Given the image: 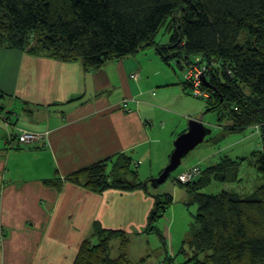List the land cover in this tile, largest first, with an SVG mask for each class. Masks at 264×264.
<instances>
[{
    "label": "crops",
    "instance_id": "obj_1",
    "mask_svg": "<svg viewBox=\"0 0 264 264\" xmlns=\"http://www.w3.org/2000/svg\"><path fill=\"white\" fill-rule=\"evenodd\" d=\"M173 61L164 62L155 46H147L90 69L80 59L0 47V235L5 264H73L82 241L93 236L95 223L134 225L114 213L138 202H143L142 220L147 218L155 202L143 189L98 193L84 186L85 177L77 181L73 175L106 160L113 167L125 156L140 171L147 167L150 174L145 176L152 177L169 164L170 144L187 131L191 119L207 126L205 113L212 111L193 96L188 66L177 63L180 71ZM20 131L43 138L21 142ZM212 154L200 161L212 163Z\"/></svg>",
    "mask_w": 264,
    "mask_h": 264
},
{
    "label": "trees",
    "instance_id": "obj_2",
    "mask_svg": "<svg viewBox=\"0 0 264 264\" xmlns=\"http://www.w3.org/2000/svg\"><path fill=\"white\" fill-rule=\"evenodd\" d=\"M163 28L171 33L167 44L156 42ZM244 31L247 38L241 43ZM147 46H155L168 64L175 60L189 66L196 56L207 60L212 68L203 88L211 91L206 99L209 111L217 112L219 120H231L229 133L255 126L264 132V0H0L3 48L80 59L87 68L98 69ZM261 136L263 149L248 159L264 174L262 132ZM132 164L131 158L120 156L113 167L109 160L102 161L73 178L85 177L84 186L98 193L147 190L146 183L137 181V172L134 180L127 178ZM227 165L223 161L207 167L198 179L186 183L199 205L200 227L189 241L196 253L193 264H264V184L248 196L232 190L198 191L212 180L225 179ZM172 202L170 195L164 201L155 196L148 217L146 231L157 232L163 241L154 223ZM94 236L98 243L91 237L83 240L73 264H138L126 253L111 257L113 239L120 237L122 247L128 244L125 231L95 223ZM168 259L166 264H175Z\"/></svg>",
    "mask_w": 264,
    "mask_h": 264
},
{
    "label": "rangeland",
    "instance_id": "obj_3",
    "mask_svg": "<svg viewBox=\"0 0 264 264\" xmlns=\"http://www.w3.org/2000/svg\"><path fill=\"white\" fill-rule=\"evenodd\" d=\"M171 33L163 28L159 31L156 42L165 43L170 39ZM247 38L246 31L243 32L240 42L243 43ZM152 47V46H151ZM197 57V56H196ZM195 57V58H196ZM195 60V59H194ZM192 64V62L190 63ZM173 68L181 71L176 61L172 62ZM247 92L249 89L247 88ZM206 105V99L197 98ZM206 110V109H205ZM206 122L207 126L212 130L205 136V140L192 149L187 155L182 158L181 164L177 169L170 173L168 179L157 184L155 179L160 175H152L146 177L145 174H150L147 167L140 171V167H131V170L126 174L129 180H134V173L137 172V181L146 183L147 190L143 189V193L149 196L152 195L155 202V196L160 197L162 201L167 195L173 197V202L166 209L165 215L160 218L154 227L159 229L164 235V241L157 232H147L148 217L143 215V202H138L137 207H126L119 213H114V216L119 214L125 217L126 221L134 220L135 224L118 227H104L107 229L123 230L126 232L129 240L125 247H122V240L120 237L113 239L111 242V257L116 258L123 253H126L133 263L138 264H166L169 262L168 258L173 260L175 264H184L191 258L194 259L195 251L190 246V240L193 234L199 229V223L196 220V215L199 210V205L194 201V197L190 192L187 184L178 182V175L188 166L198 162L202 169L209 166L217 165L223 161H228L226 168V178L222 180H212L209 184L204 185L198 191L206 194H217L223 190H232L240 192L243 196L252 194L256 187L264 184V174L257 171L254 165L250 164L248 156L257 149H263V141L261 131L255 127H248L242 132L229 133L227 127L231 125V120L227 117L224 120L218 119L217 112H208ZM189 124V122H188ZM187 124V127H188ZM220 124H222L220 126ZM223 135L216 141H211V138ZM180 135V134H179ZM179 135H176L170 144L172 152L174 151V143ZM214 151L211 156V162L200 161L201 158ZM172 154V153H171ZM246 158V159H244ZM231 161H236L232 165ZM198 164V165H199ZM165 168V167H164ZM163 168V169H164ZM155 204V203H154ZM117 209V207H116ZM107 216H110L107 211ZM101 212V213H102ZM150 214V213H149ZM108 224H112L113 220L107 219ZM95 243H98L97 237L91 236ZM0 235V264H5L3 261V243ZM199 258H203L204 254H199ZM194 260L188 264H193ZM7 264H10L9 262ZM187 264V263H186Z\"/></svg>",
    "mask_w": 264,
    "mask_h": 264
},
{
    "label": "built area",
    "instance_id": "obj_4",
    "mask_svg": "<svg viewBox=\"0 0 264 264\" xmlns=\"http://www.w3.org/2000/svg\"><path fill=\"white\" fill-rule=\"evenodd\" d=\"M211 68L212 66L210 63L201 56H197L195 60H193L192 64L188 66L187 81L191 86L193 96L205 99L211 96V91L203 88V77L208 76ZM227 71L229 74H232L231 69L227 68ZM19 136L21 142L25 143L43 138V135L28 131H20ZM202 172V167L195 164L182 171L178 175L177 180L182 184H186L198 179L202 175Z\"/></svg>",
    "mask_w": 264,
    "mask_h": 264
},
{
    "label": "water",
    "instance_id": "obj_5",
    "mask_svg": "<svg viewBox=\"0 0 264 264\" xmlns=\"http://www.w3.org/2000/svg\"><path fill=\"white\" fill-rule=\"evenodd\" d=\"M203 82H206V77H203ZM209 133H211V129L201 120L191 119L187 131L181 133L175 140V149L171 155L170 162L155 179L156 183L165 182L170 173L179 167L182 158L202 143L205 140V136Z\"/></svg>",
    "mask_w": 264,
    "mask_h": 264
}]
</instances>
